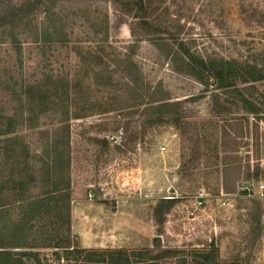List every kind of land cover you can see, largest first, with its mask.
<instances>
[{
	"label": "rangeland",
	"instance_id": "374dc122",
	"mask_svg": "<svg viewBox=\"0 0 264 264\" xmlns=\"http://www.w3.org/2000/svg\"><path fill=\"white\" fill-rule=\"evenodd\" d=\"M138 1L0 0V15L26 7L0 23V116L15 121L0 136V217L29 216L66 152L71 232L42 208L28 238L42 264H80L68 250L264 264V80L238 84L261 109L252 115L174 60L183 43L207 62L264 70V0H141L144 12ZM163 103L178 105L154 110ZM226 167L239 169L233 194Z\"/></svg>",
	"mask_w": 264,
	"mask_h": 264
},
{
	"label": "trees",
	"instance_id": "16d2710c",
	"mask_svg": "<svg viewBox=\"0 0 264 264\" xmlns=\"http://www.w3.org/2000/svg\"><path fill=\"white\" fill-rule=\"evenodd\" d=\"M140 12L145 11L143 2L138 1ZM39 3V2H38ZM38 3L32 9L37 7ZM42 5V4H41ZM29 6V5H28ZM26 7L16 9V12L0 15V23L8 24L14 17H19L24 13ZM48 11V10H47ZM49 12V11H48ZM185 46L181 43L174 60L182 63L183 70L186 74L194 77L204 86H212L216 91H221L224 95H232L239 103L242 104L243 110L252 115L261 114V109L245 95L243 89L238 84L257 83L264 80V70L258 67L241 64L238 62L225 60H210L209 62L194 57L185 50ZM184 52V53H182ZM185 54V55H183ZM211 81L213 85H211ZM133 83L127 81V86L132 88ZM216 97H219L216 95ZM178 104L163 103L154 107V110L166 112ZM248 121V119H245ZM14 119L7 116H0V136H6L15 131ZM68 145V143H67ZM66 148V147H65ZM68 148V146H67ZM70 160L65 153L56 152L53 160V189L48 191L45 197L26 203L29 216L22 217L15 221L7 217L6 212H1L0 217V264H27L30 260H34L36 264H42L39 255L36 252L28 251L34 247L29 242V232L32 228V222L41 214L42 208L52 206L59 213V219L64 220L67 225L68 233L71 232V186H70ZM239 178V169L224 170V190L228 194H233L236 189V182ZM24 206V205H23ZM5 214V215H4ZM54 248H61V244H56ZM25 250V251H15ZM67 257L83 255L80 264H159L160 260L176 257L178 252L163 251L159 254H153L150 251H83L68 250L65 253ZM191 264H237L223 263L219 260L216 251L199 253L192 252ZM58 260L60 256L55 255ZM185 263V261H184Z\"/></svg>",
	"mask_w": 264,
	"mask_h": 264
},
{
	"label": "built area",
	"instance_id": "2783aa9c",
	"mask_svg": "<svg viewBox=\"0 0 264 264\" xmlns=\"http://www.w3.org/2000/svg\"><path fill=\"white\" fill-rule=\"evenodd\" d=\"M261 195L264 196V185L262 186L261 189ZM204 192H200L199 195L195 198V209L199 210V209H203L204 208ZM228 201L227 200H222L220 202V206L221 207H226L228 206Z\"/></svg>",
	"mask_w": 264,
	"mask_h": 264
}]
</instances>
